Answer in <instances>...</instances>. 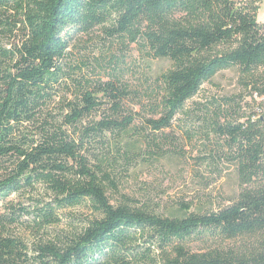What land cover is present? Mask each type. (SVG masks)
Masks as SVG:
<instances>
[{
	"label": "trees",
	"instance_id": "obj_1",
	"mask_svg": "<svg viewBox=\"0 0 264 264\" xmlns=\"http://www.w3.org/2000/svg\"><path fill=\"white\" fill-rule=\"evenodd\" d=\"M258 7L255 0H0V264H264ZM96 28L102 41L89 58L73 53L75 39ZM130 46L141 62L170 64L147 98L124 82ZM228 69L245 89L243 110L234 97L186 104ZM179 135L199 138L203 156L234 168L237 192L227 204L169 217L126 197L111 201L108 188L123 171L144 154L164 156ZM80 206L89 218L79 229L50 231L62 211Z\"/></svg>",
	"mask_w": 264,
	"mask_h": 264
},
{
	"label": "rangeland",
	"instance_id": "obj_2",
	"mask_svg": "<svg viewBox=\"0 0 264 264\" xmlns=\"http://www.w3.org/2000/svg\"><path fill=\"white\" fill-rule=\"evenodd\" d=\"M258 3L257 21L264 22V0ZM103 36L99 28L90 35H81L75 39L73 53L81 56L90 55V50L99 45ZM120 52L118 49L114 53ZM125 63L124 82L138 90L139 95L147 98L156 89L154 78L166 71L170 64L165 59H138V52L130 46ZM243 88L235 69H228L216 74L210 81L201 85L197 94L186 102L211 106L221 97H234V102L243 110ZM244 100H249L244 97ZM142 103H146L142 100ZM180 134V133H178ZM197 135H203L200 132ZM173 137H175L173 135ZM179 142L167 150L162 157L143 158L129 171H123L115 182V189L108 188L107 195L112 202L124 200L129 204L144 208L156 214L169 217H181L189 213L215 211L227 204L228 199L237 192L236 175L232 166L219 162L214 157L203 156L205 149L200 139L189 142L177 137ZM211 144H208L209 148ZM207 150V149H206ZM89 218L86 209L75 207L62 211L61 222L50 231L68 235L79 229L81 221ZM21 236L26 238L24 232ZM28 240V239H27Z\"/></svg>",
	"mask_w": 264,
	"mask_h": 264
}]
</instances>
